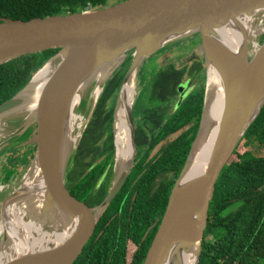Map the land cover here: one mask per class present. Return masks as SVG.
Returning <instances> with one entry per match:
<instances>
[{
    "label": "water",
    "instance_id": "water-1",
    "mask_svg": "<svg viewBox=\"0 0 264 264\" xmlns=\"http://www.w3.org/2000/svg\"><path fill=\"white\" fill-rule=\"evenodd\" d=\"M263 8L264 0H122L98 9L29 20L0 16V64L29 53L59 49L35 72L22 90L0 104L2 117L22 107L25 104L23 95L35 75L47 63L55 64L53 72L40 92L35 110L29 113V126L2 142L0 148L15 143L27 129H31L30 137L21 142L33 146L31 167L35 163L38 165L44 184L41 216H44V213L48 216L49 214L62 216L64 214L62 209H66L72 210L73 214L76 213L81 218L77 232L69 240L47 248L29 249L3 260L0 264H72L92 237L102 214L119 192L133 164L137 145L132 103L127 118L131 124L133 155L125 169H122V165L117 161L115 111L113 167L116 171L118 166L120 171L116 172L117 176L109 194L99 206H94L71 193L67 184L70 159L101 94L93 97L92 110L87 119L84 120L85 117L82 119L85 122L81 125L80 137L75 146L68 149L66 144L63 149L62 144H65L66 137L63 131L65 126L63 128L61 126L62 121L68 122V115L63 117V114L76 90L82 91L93 78L96 80L103 66L109 65L106 74L96 82L102 92L104 80L110 77L131 53L132 58L123 86L131 72H136L138 77L147 58L158 53L167 44L195 33L201 38L202 56L198 54L196 57L204 58L209 65L211 51H219L225 55L231 53V50L219 41V36L216 39L211 38L213 30L225 26L241 15H255L257 10ZM263 34L264 30L259 33L258 38ZM252 54L248 68L242 71L235 69L237 67L235 62L226 60L230 80L226 90L224 112L209 162L201 179H192L181 185L180 181L203 131L206 86L197 135L185 165L174 183L162 220L143 264H162L168 247L183 235L191 215L194 217L192 251L196 256L195 264H199L208 211L218 178L264 106V98L260 103L257 102L251 87L253 77L264 63V42ZM23 188L20 186L3 197L0 203L1 217L5 204L9 202L8 199ZM55 222L60 226L59 219H56L51 223L53 228L56 226ZM66 222L67 220L61 223L62 227Z\"/></svg>",
    "mask_w": 264,
    "mask_h": 264
},
{
    "label": "trees",
    "instance_id": "trees-1",
    "mask_svg": "<svg viewBox=\"0 0 264 264\" xmlns=\"http://www.w3.org/2000/svg\"><path fill=\"white\" fill-rule=\"evenodd\" d=\"M120 1L0 0V16L29 20L98 9ZM186 39L193 44L201 42L199 34H191L167 44L157 54ZM58 50L29 53L0 64V104L22 90ZM131 58L130 53L123 64L104 80L91 118L70 159L68 187L72 194L91 205L99 204L107 195L109 183L100 185V179L109 163L113 168L115 159L116 103H113ZM203 68L202 62L197 60L183 67L170 63L154 75L149 104L143 120L135 129L136 159L95 236L72 264H125V243L130 237L140 243L144 239L136 262L143 264L201 122L205 81H199L192 90H186L182 98L178 97L179 87L185 76L192 82L198 80ZM30 135L31 129H27L16 142L25 141ZM255 145L264 146V106L218 178L208 211L199 264H264V155L256 151ZM156 147V155L146 161ZM106 153V157L98 161L97 157ZM156 174L160 175L161 182H157L155 188ZM3 197L0 196V201ZM62 210L63 221L73 214L72 210ZM156 213L157 224L147 232L150 221L156 219ZM113 214H116L115 223L108 221Z\"/></svg>",
    "mask_w": 264,
    "mask_h": 264
},
{
    "label": "bare ground",
    "instance_id": "bare-ground-1",
    "mask_svg": "<svg viewBox=\"0 0 264 264\" xmlns=\"http://www.w3.org/2000/svg\"><path fill=\"white\" fill-rule=\"evenodd\" d=\"M263 18L264 8L257 10L255 15H241L225 26L214 29L211 34L212 39H216L219 36V41L231 50V53L229 55H225L219 51H211L209 53L210 62L208 65L203 131L195 146L188 168L180 181L181 185L187 184L192 179L199 180L204 175L219 131L224 112L226 90L230 80V70L225 62L226 60L235 62L237 66L235 69L238 71L248 68L250 59L247 47L252 44L253 53L258 50L260 45L258 36L264 28L257 29L254 25L256 21L259 22ZM54 65L52 62L47 63L35 75L23 95L25 104L13 112L24 109L30 113V111L35 110L40 92L53 72ZM108 67L109 65L103 66L101 74L96 76L98 81L106 74ZM259 69V72L253 77L251 87L253 96L260 103L264 98V63H262ZM136 78V72H131L122 86L118 107L115 110L117 161L122 165V169L127 167L133 155L131 124L127 116L135 100L137 90V84H135ZM96 87L93 92L94 98L101 93L99 86L96 85ZM80 98L81 91L76 90L70 98L69 103H67L66 110L63 114V117L68 115V122L65 123L62 121L61 126V128L65 126L63 131H65L66 137L65 144H62L63 149H65L66 144L68 149L74 147L80 137V118L75 113V108ZM2 118L4 117L0 116V120ZM22 186L24 188L14 193L8 199L9 202L5 204L2 211L0 236L4 233L5 239L2 241L0 247V262L29 249L37 250L65 242L75 235L80 225L81 218L74 213L67 219L66 224L62 228L55 226V228L51 227L52 229L50 228L49 230L44 229L43 225L48 215L44 213V216H41L40 214V209L43 205L44 184L36 163L31 169V174L23 181ZM33 199L37 202L35 209L30 208L31 206L28 205ZM27 214H30L29 217ZM193 218V215L189 216V222L185 226L183 235L178 237L168 247L162 264L196 263V256L192 251Z\"/></svg>",
    "mask_w": 264,
    "mask_h": 264
},
{
    "label": "rangeland",
    "instance_id": "rangeland-1",
    "mask_svg": "<svg viewBox=\"0 0 264 264\" xmlns=\"http://www.w3.org/2000/svg\"><path fill=\"white\" fill-rule=\"evenodd\" d=\"M257 27V29L264 28V18L261 21H256V24L254 25ZM255 27V28H256ZM264 35V34H263ZM260 36L259 43L262 44L264 42V36ZM199 42V41H198ZM201 42L198 43L197 46L192 47L191 40H184V42L174 46L172 49L166 51L163 54H159L157 57V65H156V56L157 53L153 56L147 58L142 67L141 71L136 78L135 84H137V90L135 94V100L133 102V108H132V119L135 124L140 120L141 116L144 113V110L146 109L147 104L149 103V92L151 87V79L154 76V73L157 70V67L165 64V63H174L177 67H182L186 64L190 65L195 60H190V56L193 52L200 54ZM253 45L250 44L249 47V58L251 59L253 57L252 51ZM194 55V54H193ZM200 57L201 54H200ZM198 61H201L204 68L202 70V76L198 78L197 82H204L205 86L207 84V76H208V64L205 62V59H198ZM100 74V73H98ZM97 74V76H98ZM186 80V79H185ZM184 80V81H185ZM97 79L93 78L90 83H88L81 91V100L76 108V114H78L80 121L79 123L81 125H84V120L87 119L89 116L92 105H93V92L97 85ZM188 87L193 88L194 84L190 81L188 83ZM119 93H117L116 99H114V103H116V107H118L119 103ZM115 107V110H116ZM139 114V115H138ZM29 113L28 111H25L24 109L13 112L11 114H8L2 120H0V146L1 143L6 141L10 136L13 134H17L24 130L25 127L29 126ZM84 118V120H82ZM175 135L171 136L172 138L175 137ZM14 144V143H12ZM11 144V145H12ZM11 145H7L5 147L0 148V188H3L1 191L2 195H7L10 192H13L15 189H18L25 178H27L31 174V165H32V152H33V146L28 143H22V142H16L13 147H10ZM257 145V144H256ZM254 146L256 148V151L264 155V146ZM158 149V148H157ZM73 151V150H72ZM10 169H15V171L9 172ZM120 171V168L116 167V172L118 173ZM10 173V174H9ZM10 175V177H8ZM30 197V196H29ZM1 203V201H0ZM30 205L32 209L36 208L37 202L36 200H31ZM30 214H27L29 217ZM1 204H0V219H1ZM59 219L60 226L58 228H62L61 223H63V217L60 214H49L47 219L45 220V224L43 225L45 230H49L52 227L53 220ZM67 220V219H66ZM55 225L57 226L58 223L55 222ZM52 229V228H51ZM3 235L0 236V247L3 240Z\"/></svg>",
    "mask_w": 264,
    "mask_h": 264
},
{
    "label": "flooded vegetation",
    "instance_id": "flooded-vegetation-1",
    "mask_svg": "<svg viewBox=\"0 0 264 264\" xmlns=\"http://www.w3.org/2000/svg\"><path fill=\"white\" fill-rule=\"evenodd\" d=\"M191 43H192V47L198 45V43H196V44H193V42H191ZM164 53H165V52H164ZM161 54H163V53H161ZM193 54H194V55H193ZM158 55H159V54H157V56H156V65H157V57H158ZM196 56H197V53H196V52H193L192 55L190 56V60H197V61H198L199 58H197ZM193 63H194V62H193ZM193 63H192V64H193ZM165 64H168V63H165ZM165 64H163V65L157 67V70H156V72L154 73V75L157 74V71H158L162 66H164ZM169 64H170V63H169ZM192 64H190V65H192ZM186 65H188V64H186ZM182 67H183V66H182ZM153 77H154V76H153ZM153 77H152V79H153ZM152 79H151V85H152ZM185 79H186V80H185ZM184 80H185V81H184ZM190 81H191V78H190V77H187V76L183 77L182 83H181V85H180V87H179V95H178V97L182 98L186 90H192L194 87H196V84L199 83V82H197V79H196L195 81H193V82L191 81V82L194 84V87H193V88H190V87H188V83H189ZM207 83H208V79H207ZM206 86H207V84H206ZM150 91H151V87H150ZM149 93H150V92H149ZM148 104H149V103H148ZM148 104H147V106H148ZM147 106H146V108H147ZM144 112H145V110H144ZM143 117H144V114L141 116V118H140V120L137 122V124H138L139 122H141V120H143ZM137 124H135V129H136ZM156 153H157V147H156L154 150H152V151L150 152L148 158H146V161H149L150 159L152 160V158L156 155ZM106 155H107V153L98 156V157H97L98 161L103 160V159L106 157ZM136 155H137V152H136V154H135V159H136ZM135 159H134V160H135ZM116 176H117V173H116L114 167L111 169V166H110V163H109V164L106 166L105 171L103 172L102 177H101V179H100V181H101L100 185H101V184H104V183H106V182L109 183V185H108L107 195L109 194V192H110V190H111V187H112L113 181L115 180ZM127 176H128V175H127ZM126 179H127V177H126ZM126 179H125V181H126ZM125 181H124V183H125ZM157 182H161V177H160L159 174H158V175L156 174L155 177H154L155 188L157 187ZM124 183H123V185H124ZM123 185H122V187H123ZM98 186H99V185H98ZM122 187H121V188H122ZM121 188H120V190H121ZM120 190H119V191H120ZM118 193H119V192H118ZM118 193H117V195H118ZM107 195H106V196H107ZM117 195H116V196H117ZM106 196L104 197V199L106 198ZM116 196L114 197V199L116 198ZM104 199H103L99 204H95L94 206H99V205L104 201ZM114 199H113V200H114ZM113 200H112V202H113ZM112 202L110 203V205L108 206V208L105 210V212L102 214V216H101L99 222L97 223V226H96V228H95V231H94L92 237L90 238V240L95 236V234H96V232H97V229H98V226L100 225L101 220L103 219V216L105 215V213L107 212V210H108L109 207L111 206ZM155 218H156V219L150 221V223L148 224V228L146 229L147 232L152 231V229H153V228L155 227V225L157 224V213H156V217H155ZM115 220H116V214H113V215L110 216L109 219H108L109 222H110V221H113L114 223H115ZM119 224H121V223H119ZM107 225H109V223H107ZM90 240H89V241H90ZM89 241H88V242H89ZM152 241H153V240H152ZM142 242L144 243V239H142ZM143 243L137 242L134 238H131V237L127 239V241H126V243H125V249H124V253H125V254H124L125 264H136V262H137V260H138V259H137V252L140 250L141 245H142ZM84 247H85V246H84ZM83 249H84V248H83ZM81 253H82V252H81Z\"/></svg>",
    "mask_w": 264,
    "mask_h": 264
},
{
    "label": "built area",
    "instance_id": "built-area-1",
    "mask_svg": "<svg viewBox=\"0 0 264 264\" xmlns=\"http://www.w3.org/2000/svg\"><path fill=\"white\" fill-rule=\"evenodd\" d=\"M2 189H3V188H1L0 191H3Z\"/></svg>",
    "mask_w": 264,
    "mask_h": 264
},
{
    "label": "crops",
    "instance_id": "crops-1",
    "mask_svg": "<svg viewBox=\"0 0 264 264\" xmlns=\"http://www.w3.org/2000/svg\"><path fill=\"white\" fill-rule=\"evenodd\" d=\"M2 192H0V194H1Z\"/></svg>",
    "mask_w": 264,
    "mask_h": 264
}]
</instances>
